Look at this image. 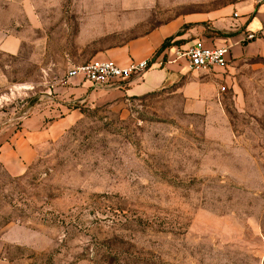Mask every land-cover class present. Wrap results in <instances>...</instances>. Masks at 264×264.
<instances>
[{
  "label": "rangeland",
  "instance_id": "1",
  "mask_svg": "<svg viewBox=\"0 0 264 264\" xmlns=\"http://www.w3.org/2000/svg\"><path fill=\"white\" fill-rule=\"evenodd\" d=\"M29 1L40 27L4 60L0 143L36 109L65 112L50 103L65 51L84 63L85 40L145 28L120 0ZM227 73L211 115L184 114L169 88L75 103L24 175L0 169V264H264V60Z\"/></svg>",
  "mask_w": 264,
  "mask_h": 264
},
{
  "label": "crops",
  "instance_id": "2",
  "mask_svg": "<svg viewBox=\"0 0 264 264\" xmlns=\"http://www.w3.org/2000/svg\"><path fill=\"white\" fill-rule=\"evenodd\" d=\"M120 3L124 12H139L145 26L139 36L118 46L100 48L97 44L114 41L108 39L113 34L109 31L101 36L96 34L85 40L94 45L90 54L83 56L84 63L66 51L65 61L71 68L90 61H110L125 67L149 59L163 65L154 66L119 87L95 89L79 78L62 84L57 89L58 99L49 101L65 111L59 118L52 120L49 111L36 109L0 143V169L7 176L20 177L29 170L40 149L59 135L55 128L64 127L76 115L77 102L140 97L169 88L170 95L180 100L184 114L211 115L217 110L220 89L231 65L242 59L264 60V39L244 41L247 33L264 28V0H120ZM7 5L0 9V90L10 83L9 66L4 60L20 57L26 45L34 43L30 35L40 27L29 0H8ZM42 39L45 41V37ZM197 44L208 49L228 46L226 65L207 72L189 71L184 59L176 55ZM77 53H81L80 49Z\"/></svg>",
  "mask_w": 264,
  "mask_h": 264
},
{
  "label": "built area",
  "instance_id": "3",
  "mask_svg": "<svg viewBox=\"0 0 264 264\" xmlns=\"http://www.w3.org/2000/svg\"><path fill=\"white\" fill-rule=\"evenodd\" d=\"M257 39H264V28L257 32L247 33L244 37V41L247 42ZM229 51L230 48L226 45L208 49L201 44H197L184 53H177L176 57L178 59L183 58L186 68L191 72H207L216 67H224L227 63L226 57ZM162 65V62L151 59L130 63L125 67H119L110 61H90L84 65L72 67L61 83L67 84L68 81L79 78L84 82L90 83L95 89L119 87L133 78L140 77L150 68Z\"/></svg>",
  "mask_w": 264,
  "mask_h": 264
},
{
  "label": "trees",
  "instance_id": "4",
  "mask_svg": "<svg viewBox=\"0 0 264 264\" xmlns=\"http://www.w3.org/2000/svg\"><path fill=\"white\" fill-rule=\"evenodd\" d=\"M165 45V44H164Z\"/></svg>",
  "mask_w": 264,
  "mask_h": 264
}]
</instances>
